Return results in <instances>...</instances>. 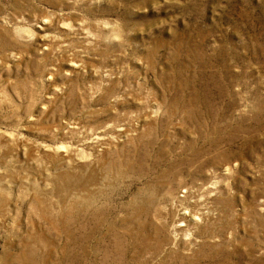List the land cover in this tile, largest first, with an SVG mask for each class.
Here are the masks:
<instances>
[{
    "label": "rangeland",
    "instance_id": "obj_1",
    "mask_svg": "<svg viewBox=\"0 0 264 264\" xmlns=\"http://www.w3.org/2000/svg\"><path fill=\"white\" fill-rule=\"evenodd\" d=\"M0 264H264V0H0Z\"/></svg>",
    "mask_w": 264,
    "mask_h": 264
},
{
    "label": "bare ground",
    "instance_id": "obj_2",
    "mask_svg": "<svg viewBox=\"0 0 264 264\" xmlns=\"http://www.w3.org/2000/svg\"><path fill=\"white\" fill-rule=\"evenodd\" d=\"M143 136H145V135H143ZM105 138V137H104ZM104 138H102V136L100 137L99 136V134L96 136V137H94V138H92V139H90L89 140V142H88V145H93V147L95 148V150H94V152L96 151V147H97V145L99 146L100 144H106L107 142L105 141V139ZM107 138H109V137H107ZM147 138V137H146ZM135 140H136V138H135ZM138 140H140V139H138ZM146 140V139H145ZM144 140V141H145ZM150 140V139H149ZM157 140V139H156ZM88 141V140H87ZM86 141V142H87ZM110 141V140H109ZM112 141V140H111ZM132 141V140H131ZM144 141H142V142H144ZM138 142V141H137ZM141 142V143H142ZM151 143H152V141H151ZM109 144V143H108ZM143 144V143H142ZM87 145V144H86ZM158 145V144H157ZM104 146V145H103ZM106 146V145H105ZM189 146V145H188ZM92 147V146H91ZM92 147V148H93ZM149 147V146H148ZM147 147V148H148ZM161 147V146H160ZM186 147V146H185ZM98 148V151H100L99 150V147H97ZM101 148V147H100ZM104 148V147H103ZM107 149H108V147H106ZM159 148V147H158ZM136 149V148H135ZM139 149V148H138ZM155 149H156V147H155ZM160 149V148H159ZM183 149V148H182ZM194 149V148H193ZM104 150V149H103ZM136 151H137V149H136ZM97 152V151H96ZM106 152V151H105ZM108 153V152H107ZM161 154V153H160ZM174 154V153H173ZM192 154V153H191ZM194 154V153H193ZM95 155V154H94ZM101 155V154H100ZM175 155H177V154H175ZM97 156V155H96ZM182 156V155H181ZM189 155H187V157H188ZM99 157V155L97 156V158ZM172 157V156H171ZM104 158V157H103ZM170 158V157H169ZM191 158V157H190ZM92 159V158H91ZM101 159V158H100ZM98 160H99V158H98ZM104 160H106V159H104ZM173 160V159H172ZM80 161V160H79ZM78 161V162H79ZM89 161V160H88ZM76 162H77V160H76ZM107 162V161H106ZM166 162V161H165ZM202 162V161H201ZM80 163H81V161H80ZM92 163H94V162H92ZM95 164V163H94ZM169 164V163H168ZM107 165V164H106ZM111 165H112V163H111ZM110 165V166H111ZM77 166H79L80 167V169L82 168V170L83 169H85L86 170V168H88V165L87 164H82L81 166L80 165H77ZM108 166H109V164H108ZM165 166V165H164ZM201 166V165H200ZM90 167V166H89ZM98 167V166H97ZM112 167V166H111ZM116 167V166H115ZM176 167H177V165H176ZM181 167V166H180ZM91 168V167H90ZM101 168V167H100ZM104 168H105V166H104ZM178 168V167H177ZM194 168H195V166H194ZM190 169V168H189ZM192 169V168H191ZM78 170H79V168H78ZM81 170V171H82ZM93 170H94V168H93ZM92 170V171H93ZM99 170V169H98ZM154 170V169H153ZM172 170H174V169H172ZM170 171H171V168H170ZM80 171H78V173H79ZM84 172V171H83ZM88 172V171H87ZM95 172V171H94ZM94 172H91V173H94ZM178 172V171H177ZM77 173V174H78ZM96 173V172H95ZM98 173V172H97ZM97 173L95 174V175H97ZM166 173V172H165ZM173 173V172H172ZM175 173V172H174ZM194 173V172H193ZM77 174L75 175V177H77V178H80V176L78 177L77 176ZM89 174V173H88ZM167 174V173H166ZM183 174V173H182ZM90 175V174H89ZM92 175V174H91ZM172 175V174H171ZM176 175V174H175ZM192 175V174H191ZM74 176V175H73ZM72 176V177H73ZM165 176V175H164ZM183 176V175H182ZM82 177V176H81ZM86 177H88L87 175H86ZM86 177H85V179H86ZM97 177H98V175H97ZM152 177V176H151ZM99 178V177H98ZM174 178V177H173ZM67 178H65V180H66ZM68 179H70V177L68 178ZM73 179H74V177H73ZM76 179V178H75ZM74 179V180H75ZM88 179V178H87ZM157 179V178H156ZM71 180V179H70ZM82 180L84 181V178H82ZM89 180H91V178H89ZM89 180H88V182H89ZM92 180H93V182L92 183H96V180H95V178L93 177V175H92ZM181 180V179H180ZM179 180V181H180ZM68 181V180H67ZM85 181H87V180H85ZM84 181V182H85ZM178 181V180H177ZM174 182V181H173ZM76 183V182H75ZM104 183V182H103ZM102 183V184H103ZM79 184V183H78ZM81 184V183H80ZM72 185H74L73 183H72ZM101 185V184H100ZM88 185L86 184V186H84V187H87ZM92 186H94V185H92ZM91 186V187H92ZM100 187V186H99ZM107 187V186H106ZM105 187V188H106ZM94 188V187H93ZM104 188V187H103ZM88 189H90V188H88ZM95 189V188H94ZM98 189V188H97ZM99 189H102V187L101 188H99ZM191 189V188H190ZM190 189H188V191L190 190ZM104 190V189H103ZM96 191V190H95ZM95 191H93V193L95 192ZM186 192V191H184V192H186V194L185 195H182V196H179V197H182V198H185V199H187L188 198V196L190 195L189 194V192ZM193 191V190H192ZM91 193H89V194H92V190L90 191ZM100 192L102 193V191L100 190ZM104 193V192H103ZM88 194V195H89ZM97 194V193H96ZM99 194V193H98ZM179 194V193H178ZM183 194V193H182ZM93 196V195H92ZM94 196H95V194H94ZM101 196V195H100ZM192 195H190V197H191ZM91 198V197H90ZM94 198V197H93ZM96 198V197H95ZM177 198V197H176ZM92 199V198H91ZM189 199V198H188ZM94 200V199H93ZM180 200V199H179ZM75 208V207H74ZM101 214V213H100ZM94 215V214H93ZM97 216V215H96ZM178 216H179V220H177L175 223V227H176V229L177 230H184V228L185 227H188V226H190V221L193 219V213L189 210V209H187V208H185V209H183V210H181V212L178 214Z\"/></svg>",
    "mask_w": 264,
    "mask_h": 264
}]
</instances>
